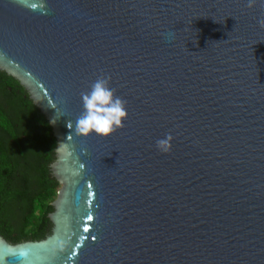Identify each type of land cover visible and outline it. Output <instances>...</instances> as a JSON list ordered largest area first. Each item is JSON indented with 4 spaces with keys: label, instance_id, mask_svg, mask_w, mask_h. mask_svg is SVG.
I'll use <instances>...</instances> for the list:
<instances>
[{
    "label": "water",
    "instance_id": "1",
    "mask_svg": "<svg viewBox=\"0 0 264 264\" xmlns=\"http://www.w3.org/2000/svg\"><path fill=\"white\" fill-rule=\"evenodd\" d=\"M0 69L54 126L62 184L52 234H0V264H264V0H0ZM101 77L127 119L81 136Z\"/></svg>",
    "mask_w": 264,
    "mask_h": 264
},
{
    "label": "trees",
    "instance_id": "2",
    "mask_svg": "<svg viewBox=\"0 0 264 264\" xmlns=\"http://www.w3.org/2000/svg\"><path fill=\"white\" fill-rule=\"evenodd\" d=\"M54 126L18 78L0 69V234L13 244L46 239L61 182Z\"/></svg>",
    "mask_w": 264,
    "mask_h": 264
},
{
    "label": "clouds",
    "instance_id": "3",
    "mask_svg": "<svg viewBox=\"0 0 264 264\" xmlns=\"http://www.w3.org/2000/svg\"><path fill=\"white\" fill-rule=\"evenodd\" d=\"M249 6L253 0H248ZM82 112L75 122L74 131L81 136L95 134L108 138L127 119L125 101L115 94L107 78H98L88 91L81 94ZM171 135L157 140V147L164 152L170 150ZM63 143V142H61Z\"/></svg>",
    "mask_w": 264,
    "mask_h": 264
},
{
    "label": "snow or ice",
    "instance_id": "4",
    "mask_svg": "<svg viewBox=\"0 0 264 264\" xmlns=\"http://www.w3.org/2000/svg\"><path fill=\"white\" fill-rule=\"evenodd\" d=\"M33 7H35V5H33Z\"/></svg>",
    "mask_w": 264,
    "mask_h": 264
}]
</instances>
